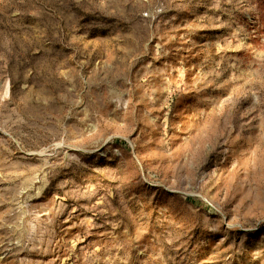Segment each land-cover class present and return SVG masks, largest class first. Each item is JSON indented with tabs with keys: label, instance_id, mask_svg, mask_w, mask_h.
Masks as SVG:
<instances>
[{
	"label": "rangeland",
	"instance_id": "obj_1",
	"mask_svg": "<svg viewBox=\"0 0 264 264\" xmlns=\"http://www.w3.org/2000/svg\"><path fill=\"white\" fill-rule=\"evenodd\" d=\"M0 264H264V0H0Z\"/></svg>",
	"mask_w": 264,
	"mask_h": 264
}]
</instances>
